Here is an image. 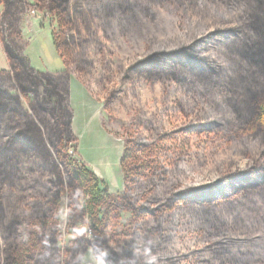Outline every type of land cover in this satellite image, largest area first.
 Listing matches in <instances>:
<instances>
[{"label":"trees","instance_id":"obj_1","mask_svg":"<svg viewBox=\"0 0 264 264\" xmlns=\"http://www.w3.org/2000/svg\"><path fill=\"white\" fill-rule=\"evenodd\" d=\"M0 5L8 63L0 71V264H81L88 250L103 264H264V0ZM164 6L188 13L174 35L147 38L141 54L112 70L115 33L127 36L143 17L154 22ZM28 11L55 25L61 71H38L23 54ZM94 55L101 80L114 78L104 110L141 84L159 85L164 101L159 116L134 110L122 125L117 194L70 156L78 144L70 80L96 97ZM193 137L221 142L213 181H192ZM185 229L196 245L181 252L175 238Z\"/></svg>","mask_w":264,"mask_h":264},{"label":"rangeland","instance_id":"obj_2","mask_svg":"<svg viewBox=\"0 0 264 264\" xmlns=\"http://www.w3.org/2000/svg\"><path fill=\"white\" fill-rule=\"evenodd\" d=\"M27 1L32 2V0ZM1 9L0 5V12ZM156 14L154 22L144 17L137 19L127 36L115 33L107 45L109 50L107 58L110 59L109 66L112 70L135 55L141 54L147 38L173 36L177 21L188 16L184 10L168 6L156 8ZM54 26L53 23L45 20L42 13L37 11H28L22 17L20 30L23 38V54L28 58L30 66L38 71L57 72L62 70V61L56 54L51 40V31ZM94 58L96 69L93 74V89L96 97L91 95L78 81L91 97L87 106H80V103L74 100L75 116L72 126L74 134L78 138V144L76 152H70V156L76 159L79 164H85L99 180L105 182L109 193L117 194L123 189L122 176L119 171V159L123 149L122 125H126L131 120L134 110L141 109L148 114L154 113L159 116L164 101L161 100L159 85L151 87L141 84L129 94L128 98L116 103L109 110H104V95L111 85L110 81L114 78L105 74L101 80L99 57L94 55ZM4 70H8V63L0 44V71ZM99 79L103 84L98 83ZM165 104H167L166 101ZM178 120L172 118L169 124L178 128L175 127L179 125ZM169 124L166 125V128H169ZM220 144L219 140L191 138L190 150L197 151L193 158L194 171L190 174L192 181L205 183L214 180L217 176L216 168L222 167V165L216 166L217 162H215L219 154H222ZM243 165L244 162L239 160V166L243 167ZM60 212V224L63 230L65 224L64 202L60 206ZM62 235L63 240L60 242V248L68 239L64 232ZM195 245L196 241L187 229L176 235L174 245L176 250L187 252L192 250ZM81 264H103V262L94 258L91 251L88 250Z\"/></svg>","mask_w":264,"mask_h":264},{"label":"crops","instance_id":"obj_3","mask_svg":"<svg viewBox=\"0 0 264 264\" xmlns=\"http://www.w3.org/2000/svg\"><path fill=\"white\" fill-rule=\"evenodd\" d=\"M90 97V94L84 89V87L78 82V80L72 77L70 82V100L71 106L74 111V116V100H77V102L80 103V106H87L90 103Z\"/></svg>","mask_w":264,"mask_h":264}]
</instances>
